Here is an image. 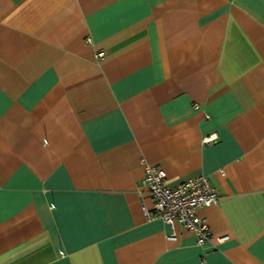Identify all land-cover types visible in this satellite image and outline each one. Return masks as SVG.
I'll list each match as a JSON object with an SVG mask.
<instances>
[{
    "label": "crops",
    "instance_id": "1",
    "mask_svg": "<svg viewBox=\"0 0 264 264\" xmlns=\"http://www.w3.org/2000/svg\"><path fill=\"white\" fill-rule=\"evenodd\" d=\"M142 158L209 177L207 240ZM0 264H264V0H0Z\"/></svg>",
    "mask_w": 264,
    "mask_h": 264
},
{
    "label": "built area",
    "instance_id": "2",
    "mask_svg": "<svg viewBox=\"0 0 264 264\" xmlns=\"http://www.w3.org/2000/svg\"><path fill=\"white\" fill-rule=\"evenodd\" d=\"M103 54V51H98L95 56L100 58ZM215 138L216 134H211L203 137L202 141L209 142ZM141 161L144 169L142 184L152 199L151 207H145L147 216L161 218L173 228L181 225L194 232L197 243L207 240L211 232L205 219L199 214V210L215 203L219 198L209 177L198 174L174 186H169L165 183L167 175L165 169L144 158ZM223 238L220 237V239Z\"/></svg>",
    "mask_w": 264,
    "mask_h": 264
}]
</instances>
